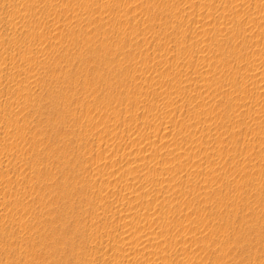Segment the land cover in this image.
Instances as JSON below:
<instances>
[{
	"label": "rangeland",
	"instance_id": "obj_1",
	"mask_svg": "<svg viewBox=\"0 0 264 264\" xmlns=\"http://www.w3.org/2000/svg\"><path fill=\"white\" fill-rule=\"evenodd\" d=\"M263 73L264 0H0V264H264Z\"/></svg>",
	"mask_w": 264,
	"mask_h": 264
},
{
	"label": "bare ground",
	"instance_id": "obj_2",
	"mask_svg": "<svg viewBox=\"0 0 264 264\" xmlns=\"http://www.w3.org/2000/svg\"><path fill=\"white\" fill-rule=\"evenodd\" d=\"M234 6H235V5H234ZM231 8H232V6H231ZM237 8H238V7H237ZM257 65H258V64H257ZM253 69H254V73H253V75H257L258 73L261 72L260 69H259V66H255V68H253ZM196 72H198V71H196ZM198 73H200V72H198ZM261 73H262V72H261ZM261 73H260V74H261ZM202 74H203V73H202ZM263 74H264V73H263ZM200 77H202V76H200ZM203 80H204V79H203ZM168 141H169V139H168ZM161 142H162V141H161ZM161 142H160V145H162V144L164 143V142H163V143L161 144ZM165 143H166V142H165ZM166 144H168V143H166ZM166 144H165V145H166ZM169 144H170V143H169ZM163 145H164V144H163ZM165 145H164V146H165ZM166 146H167V145H166ZM168 146H169V145H168ZM153 185H154V184H152V186H153ZM150 187H151V186H150ZM153 187H154V186H153ZM150 190H151V189H150ZM133 192H134V191H133ZM159 245H160V244H157V246H155L154 248L156 249ZM160 247H161V246H160ZM160 247H159V248H160ZM154 248H153V249H154ZM159 248L156 249V250H154V251L157 252V254H158V253H162L163 248L161 247L162 250H161V248H160V249H159ZM153 249H151V252H152V253L154 252ZM163 252H164V251H163ZM153 254H154V253H153ZM157 254H156V255H157ZM162 254H163V253H162ZM159 255H160V254H159ZM170 263H171V262H170Z\"/></svg>",
	"mask_w": 264,
	"mask_h": 264
}]
</instances>
